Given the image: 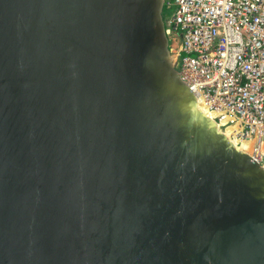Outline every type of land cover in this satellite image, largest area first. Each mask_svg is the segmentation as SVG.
I'll return each instance as SVG.
<instances>
[{"label": "water", "instance_id": "obj_1", "mask_svg": "<svg viewBox=\"0 0 264 264\" xmlns=\"http://www.w3.org/2000/svg\"><path fill=\"white\" fill-rule=\"evenodd\" d=\"M163 0H0V264H264V166L197 105Z\"/></svg>", "mask_w": 264, "mask_h": 264}, {"label": "built area", "instance_id": "obj_2", "mask_svg": "<svg viewBox=\"0 0 264 264\" xmlns=\"http://www.w3.org/2000/svg\"><path fill=\"white\" fill-rule=\"evenodd\" d=\"M162 13L200 109L264 166V0H163Z\"/></svg>", "mask_w": 264, "mask_h": 264}, {"label": "bare ground", "instance_id": "obj_3", "mask_svg": "<svg viewBox=\"0 0 264 264\" xmlns=\"http://www.w3.org/2000/svg\"><path fill=\"white\" fill-rule=\"evenodd\" d=\"M199 103H200V102H199ZM199 103H197V105H198V107L200 108ZM208 116H209V115H208ZM219 130H220V129H219ZM233 141H234V143H236L235 140H233ZM237 146H238V145H237ZM239 147H240L241 149L245 150V151H249V146H248L247 143H242L241 145H239Z\"/></svg>", "mask_w": 264, "mask_h": 264}, {"label": "rangeland", "instance_id": "obj_4", "mask_svg": "<svg viewBox=\"0 0 264 264\" xmlns=\"http://www.w3.org/2000/svg\"><path fill=\"white\" fill-rule=\"evenodd\" d=\"M165 11V10H164Z\"/></svg>", "mask_w": 264, "mask_h": 264}]
</instances>
